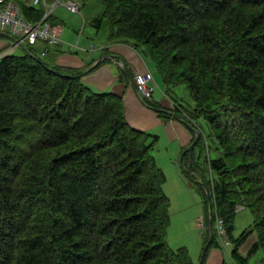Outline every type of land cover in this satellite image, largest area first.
<instances>
[{
    "label": "trees",
    "instance_id": "obj_1",
    "mask_svg": "<svg viewBox=\"0 0 264 264\" xmlns=\"http://www.w3.org/2000/svg\"><path fill=\"white\" fill-rule=\"evenodd\" d=\"M18 1L28 19L44 17L42 4ZM102 1L104 10L91 23L107 27L113 41L142 48L182 112L174 115L192 128L205 119L219 144V156L206 164L186 161L187 176L205 191L209 230L201 264L212 245L220 246L217 218L226 222L232 259L248 264L249 255L264 252V0ZM51 18L46 20L55 24ZM24 48L0 61V264H196L186 246L174 249L169 243L167 177L152 153L159 136L130 125L123 96L96 91L83 81V71L66 72L33 47ZM182 84L192 96V110L173 97V88ZM143 100L162 118H172L170 110ZM197 135L185 147L184 162L198 145L202 154L207 151L200 131ZM239 205L258 211L253 223L234 237ZM254 233L242 254L240 247Z\"/></svg>",
    "mask_w": 264,
    "mask_h": 264
},
{
    "label": "rangeland",
    "instance_id": "obj_2",
    "mask_svg": "<svg viewBox=\"0 0 264 264\" xmlns=\"http://www.w3.org/2000/svg\"><path fill=\"white\" fill-rule=\"evenodd\" d=\"M43 5L47 12L48 8L46 4L43 3ZM80 5V13H74L70 11L63 4H59L55 8V10H53L54 12L62 13L66 17L76 18L79 22H81V29L83 26L86 29V33L84 34L85 36L93 38L94 43L103 44V42L108 38L109 29L104 26L101 29H97L89 23V19L92 16L103 12L105 3L102 0H87L86 3L80 2ZM24 44L27 45V42H25ZM40 44H45V42L39 40V42L35 45L36 52L41 56ZM22 52L23 47L20 46L16 54H22ZM41 57H43L45 61H48V57H45L43 55ZM155 77L161 84V78L157 71L155 73ZM161 91L162 90L160 88H156L155 97L157 99H159L163 95ZM172 94L173 97L178 101V103H181L189 110L193 109L194 102L189 89L185 84L174 87ZM177 111L179 110L175 108L173 109V112L171 111L173 113V116H175L174 114ZM180 114L182 115L181 111H179V115ZM175 117L176 121L181 123L190 132H192L193 139L198 136L197 131H200V133L202 134V141L207 147V151L204 154H201V147L200 145H198L192 148V150L187 153L184 162L182 155L187 149L177 151L176 143L172 142L169 136L164 133L163 135H161V139H158L157 144L152 149V153L158 159L159 166L165 172L167 177L164 189L171 202V224L168 234L169 243L174 249H178L181 246H186L189 249V252L195 263L201 264L205 248L208 244L207 237L209 230L205 203V191L201 185L187 176L188 166L186 164V161L188 157V159L194 158L200 163L206 164V159L217 158L219 156V144L215 141L214 138L210 136V126L205 119L199 118L197 120V128H192L180 116ZM164 119L167 120L170 119V117H166ZM207 174V176H213V173L210 171H208ZM201 216H205L204 227H200L201 225L199 221ZM252 223L253 213L251 209L248 207L238 208L234 219V237H238L242 233V231L249 227ZM217 239L219 240L220 246L217 247L215 244L212 245L207 253L206 259L210 257L213 249L218 248L220 253L223 255L222 264H237L231 256V251L234 248V244L232 242L227 244L219 234L217 236ZM254 239L255 233L240 247V252L242 254H247V250L253 243ZM263 258L264 252L262 249H259L258 251L248 256V264H261Z\"/></svg>",
    "mask_w": 264,
    "mask_h": 264
},
{
    "label": "crops",
    "instance_id": "obj_3",
    "mask_svg": "<svg viewBox=\"0 0 264 264\" xmlns=\"http://www.w3.org/2000/svg\"><path fill=\"white\" fill-rule=\"evenodd\" d=\"M54 10L51 14V21L62 26V41L56 46L49 47L46 54L48 62L59 66L66 72L83 71V81L96 91L112 92L123 96L126 117L131 126L157 134L160 139L161 135L166 133L171 141L176 143L177 151L189 146L193 140L192 132L176 121L175 116L167 120L162 118L157 110L144 102L136 89L135 73L151 72L156 88H160L163 94L157 99L155 89L151 101L172 112L176 108L173 98L166 94L162 80L160 79L161 85L156 79L157 70L150 58L143 54L142 48L109 38L103 44L94 43L93 38L84 35L86 29L84 26L81 29V22L74 17L69 18L62 13L54 12ZM91 18L89 23L94 26L91 23ZM40 45V49L46 47V44ZM19 48L20 46H15L12 37L0 35V58L16 53ZM24 51L23 47L22 53ZM222 258L223 255L218 248H215L210 257L206 259L205 264H222Z\"/></svg>",
    "mask_w": 264,
    "mask_h": 264
},
{
    "label": "built area",
    "instance_id": "obj_4",
    "mask_svg": "<svg viewBox=\"0 0 264 264\" xmlns=\"http://www.w3.org/2000/svg\"><path fill=\"white\" fill-rule=\"evenodd\" d=\"M28 5L46 4L48 10L45 16L34 22L27 18L22 10V4L18 0H0V32H8L14 38L15 46L23 45L27 42V46H35L39 40L45 42L48 46H55L61 43L62 26L54 25L46 21V17L51 13L53 8L58 4H64L70 11L78 13L80 4L77 0H23ZM48 46L41 52L45 55ZM135 82L138 92L146 99L152 98L156 85L153 82L151 72H136ZM200 227L205 226V216L200 218ZM217 232L222 239L229 243L226 234L225 223L222 218H217Z\"/></svg>",
    "mask_w": 264,
    "mask_h": 264
},
{
    "label": "bare ground",
    "instance_id": "obj_5",
    "mask_svg": "<svg viewBox=\"0 0 264 264\" xmlns=\"http://www.w3.org/2000/svg\"><path fill=\"white\" fill-rule=\"evenodd\" d=\"M85 3H86V2H85ZM82 6H83V5H82ZM121 40H122V39H121ZM112 42H113V41H112ZM130 44H131V43H130ZM155 44H156V43H155ZM155 44H154V45H155ZM199 44H200V43H199ZM116 45H117V44H116ZM154 45H153V46H154ZM109 46H110V45H109ZM123 46H125V45H123ZM153 46H152V47H153ZM160 46H161V45H160ZM113 47H114V46H113ZM157 47H158V46H157ZM173 47H174V46H173ZM148 48H149V47H148ZM159 48H160V47H159ZM103 49H104V48H103ZM136 49H137V48H136ZM33 50H34V48H33ZM150 50H151V49H150ZM173 50H174V49H173ZM103 51H105V50H103ZM148 51H149V50H148ZM153 51H155V48L152 50V53H155V52H153ZM231 51H232V50H231ZM149 52H151V51H149ZM178 52H179V51H178ZM40 53H41V52H40ZM156 53H157V52H156ZM231 53H232V52H231ZM118 54H119V53H118ZM158 54H159V52H158ZM83 55H84V54H83ZM230 55H231V54H230ZM230 55H229V56H230ZM60 56H61V55H60ZM151 56H152V54H151ZM154 56H155V55H154ZM155 57H156V56H155ZM155 57H154V58H155ZM61 58H63V57H61ZM154 60H155V62H156V58H155ZM230 60H231V59H230ZM82 61H83V60H82ZM64 68H65V67H64ZM71 68H72V67H71ZM75 68H76V67H75ZM79 69H80V68H79ZM78 73H79V72H78ZM36 84H37V83H36ZM24 85H25V84H24ZM35 86H36V85H35ZM46 86H47V84H46ZM48 86H49V85H48ZM30 87H32V86L30 85ZM70 87H71V86H70ZM33 88H34V87H33ZM71 88H72V87H71ZM29 89H30V88H29ZM38 89H41V88L38 87ZM26 91H27V90H26ZM28 91H29V90H28ZM42 91H43V90H42ZM70 91H71V90H70ZM24 92H25V91H24ZM35 92H36V91H35ZM67 92H68V91H67ZM73 92H74V91H73ZM31 94H32V92H31ZM27 95H28V94H27ZM33 95H34V94H33ZM33 95H32V96H33ZM67 95H68V94H67ZM70 95H71V94H70ZM72 95H73V94H72ZM77 95H78V97H79V94H77ZM27 97H28V96H27ZM27 97H26V98H27ZM29 97H30V96H29ZM34 97H35V96H34ZM34 97H33V99H34ZM41 97H42V96H41ZM71 97H73V96H71ZM75 97H76V96H75ZM36 98H37V97H36ZM217 98H218V97H217ZM18 99H19V98H18ZM218 99H219V98H218ZM21 100H22V99H21ZM28 100H29V99H28ZM28 100H27V101H28ZM39 100H40V99H39ZM37 101H38V100H37ZM29 102H30V100H29ZM58 102H59V101H58ZM79 102H80V101H79ZM81 102H84V100H81ZM81 102H80V103H81ZM16 103H17V102H16ZM16 103H14V104L16 105ZM55 103H56V102H55ZM110 103H111V102H110ZM14 104H13V107H14ZM34 104H35V100H34ZM56 104H57V103H56ZM84 104H85V103H84ZM84 104H82V105H84ZM97 104H99V102H97ZM32 105H33V104H32ZM94 105H95V104H94ZM99 105H100V104H99ZM25 106H26V105H25ZM13 107H12V108H13ZM27 107H28V106H27ZM27 107H25V108H27ZM30 107H31V106H30ZM48 107H49V106H48ZM85 107H86V106H85ZM99 107H100V106H99ZM99 107H98V108H99ZM25 108H24V109H25ZM28 108H29V107H28ZM51 108H52V107H51ZM96 108H97V107H96ZM81 109H82V108H81ZM47 110H48V109H47ZM87 110H88V109H87ZM11 111H12V110H11ZM17 111H18V110H17ZM63 111H64V110H63ZM13 112H14V111H13ZM50 112H51V111H50ZM81 112H83V111H81ZM10 113H12V112H10ZM79 113H80V112H79ZM81 114H82V113H81ZM247 114H248V113H247ZM263 114H264V113H263ZM59 115H60V114H59ZM66 115H67V114H66ZM78 115H79V114H78ZM13 116H14V115H13ZM53 116H54V115H53ZM72 116H73V115H72ZM72 116H71V117H72ZM238 116H239V115H238ZM250 116H251V115H250ZM255 116H257V115H255ZM255 116H254V117H255ZM14 117L16 118L17 115L14 116ZM44 117H45V116H44ZM48 117H49V116H48ZM62 117H63V116H62ZM64 117H65V115H64ZM76 117H77V116H76ZM82 117H83V116H82ZM251 117H252V116H251ZM262 117H263V116H262ZM17 118L20 119V117H17ZM17 118H16V119H17ZM21 118H22V117H21ZM46 118H47V117H45V119H46ZM239 118H240V116H239ZM244 118H245V117H244ZM64 119L66 120V118H64ZM74 119H75V117H74ZM81 119H82V118H81ZM115 119H116V118H115ZM249 119H250V117H249ZM249 119H248V120H249ZM257 119H259V118H257ZM262 119H263V118H262ZM23 120H24L25 122H27V120H25V119H23ZM53 120H54V119H53ZM79 120H80V119H79ZM235 120H236V119H235ZM245 120H246V122H247V119H245ZM253 120H254V118H253ZM253 120H252V122H253ZM48 121H49V120H48ZM48 121H47V122L45 121V122L48 123ZM58 121H59V119H58ZM86 121H87V120H86ZM240 121H242V120H240ZM254 121H255V120H254ZM43 122H44V121H43ZM45 122H44V123H45ZM54 122H55V121H50V123H52V124H54ZM60 122H61V120H60ZM62 122H63V121H62ZM67 122H68V121H67ZM84 122H85V121H84ZM23 123H24V122H23ZM28 123H29V122H28ZM44 123H43V124H44ZM56 123H57V122H56ZM258 123H259V122H258ZM261 123H262V122H261ZM20 124H21V122H20ZM25 124H27V123H25ZM43 124H41V125H43ZM57 124H58V123H57ZM60 124H61V123H60ZM64 124H65V123H64ZM67 124H68V123H67ZM67 124H66V125H67ZM73 124H74V123H73ZM240 124H241V123H240ZM245 124H246V123H245ZM252 124H253V123H252ZM58 125H59V124H58ZM62 125H63V124H62ZM68 125H69V124H68ZM257 125H258V124H257ZM261 125L263 126V124H261ZM21 126H22V125H21ZM34 126H35V125H34ZM75 126H76V124H75ZM262 126H261V127H262ZM62 127H63V126H62ZM66 127H67V126H66ZM66 127H65V128H66ZM244 127H246V126H244ZM247 127H248V125H247ZM57 128H58V127H56V129H57ZM65 128H64V129L62 128V129H63V132H64ZM242 128H243V127H242ZM258 128H259V127H258ZM53 129H54V128H53ZM59 129H61V128H59ZM69 129H70V128H69ZM238 129H239V127H238ZM243 129H244V128H243ZM33 130H34V129H33ZM33 130H32V131H33ZM120 130H122V129H120ZM244 130H245V129H244ZM261 130H262V129H261ZM60 131H61V130H60ZM65 131H66V130H65ZM258 131H260V130H258ZM24 132H26V131H24ZM33 132H34V131H33ZM253 132H254V131H253ZM27 133H28V132H27ZM68 133H69V132H68ZM121 133H122V131H121ZM249 133H250V132H249ZM0 134H1V133H0ZM245 134H246V132H245ZM254 134H255V133H254ZM256 134H257V133H256ZM258 134H259V132H258ZM263 134H264V133H263ZM28 135H29V134H28ZM31 135H33V134L31 133ZM250 136H251V134H250ZM34 138H35V137H34ZM73 138H75V137H73ZM248 138H249V137H248ZM256 138H258V137H256ZM262 138H263V137H262ZM35 139H36V138H35ZM76 139H77V138H76ZM260 139H261V138H260ZM71 141H72V140H71ZM73 141H74V140H73ZM73 141H72V142H73ZM79 141H80V140H79ZM248 141H249V140H248ZM258 141H259V140H258ZM258 141H256V142H258ZM263 141H264V140H263ZM69 142H70V141H69ZM80 142H81V141H80ZM254 142H255V141H254ZM251 143H253V142H251ZM64 144L66 145V143H64ZM80 144H81V143H80ZM253 144H254V143H253ZM253 144H251V145H253ZM67 145H68V143H67ZM71 145H72V144H71ZM83 145H84V142H83ZM72 146H73V145H72ZM81 146H82V145H81ZM81 146H80V147H81ZM64 147H65V146H64ZM64 147H63V148H64ZM73 147H74V146H73ZM76 147H78V146H76ZM83 147H84V146H83ZM251 147H252V146H251ZM261 147H262V146H261ZM233 148L235 149V147H233ZM241 148H242V147H241ZM71 149H72V148H71ZM245 149H246V148H245ZM257 149H258V148H257ZM67 150H68V149H67ZM82 150H84V149H82ZM243 150H244V147H243ZM204 151H205V150H204ZM248 151H249V149H248ZM232 152H233V151H232ZM252 152H253V150H252ZM69 153H70V152H69ZM73 153H74V152H73ZM75 153H76V152H75ZM233 153H235V151H234ZM239 153H240V152H238V153L236 152L235 155H238ZM254 153H255V152H254ZM84 154H85V153H84ZM201 154H202V153H201ZM240 154H241V153H240ZM86 155H87V153H86ZM232 155L234 156V154H232ZM248 155H249V154H248ZM251 155H252V154H251ZM257 155H258V154H257ZM255 156H256V154H255ZM255 156H253V157H255ZM83 157H84V156H83ZM249 157H250V159H251V156H250V155H249ZM253 157H252V159H253ZM259 159H260V158H259ZM84 160H85V159H84ZM257 160H258V158H257ZM251 161H252V160H251ZM63 162H65V161H63ZM261 162H262V160H261ZM261 162H260L259 164H261ZM65 163H66V162H65ZM67 164H68V162H67ZM257 165H258V164H257ZM254 166H255V164H254ZM260 166H263V163H262V165H260ZM263 167H264V166H263ZM257 168H258V166H257ZM251 169H252V168H251ZM251 169H250V170H251ZM254 170H255V169H254ZM261 170H262V169H261ZM263 171H264V170H263ZM257 172H258V171H257ZM245 174H246V173H245ZM245 174H241V175L244 176ZM252 174H253V172H252ZM257 174H258V173H257ZM241 175H240V176H241ZM243 176H242V177H243ZM261 176H262V175H261ZM262 177H263V176H262ZM243 180H245V178H243ZM243 180H242V182H243V184H244V181H243ZM252 180H253V179H252ZM256 180H257V177H256ZM246 181H247V180H246ZM257 181H258V180H257ZM257 181H256V182H257ZM260 181H261V180H260ZM242 182H241V183H242ZM248 182H249V181H248ZM247 184H249V183H247ZM259 184H260V183H259ZM259 184H258V185H259ZM209 185H210V184H209ZM239 185H240V184H239ZM244 185H246V183H245ZM244 185H243V187H244ZM256 185H257V184H256ZM256 185H255V187H256ZM241 186H242V185H241ZM250 186H252V184H251ZM209 187H210V186H209ZM243 187L240 188V189H243ZM253 187H254V186H253ZM233 188H234V187H233ZM245 188H246V186H245ZM245 188H244V189H245ZM250 188H251V187H250ZM250 188H249V189H250ZM258 188H259V187H258ZM261 188H262V187H261ZM246 189H248V188H246ZM230 191H231V190H230ZM236 191H237V190H236ZM254 191H255V189H254ZM261 191H263V189L260 190L259 192H261ZM150 192H151V191H150ZM244 192H245V191H244ZM244 192H243V193H244ZM255 192H256V191H255ZM109 194H110V193H109ZM147 194H148V193H147ZM107 195H108V193H107ZM252 195H253V194H252ZM110 196H112V195H110ZM114 197H116V196H114ZM107 198H109V197L107 196ZM22 199H23V198H22ZM104 199H106V198H104ZM106 200H107V199H106ZM108 200H109V199H108ZM117 202H118V201H117ZM22 203H23V202H22ZM114 203H115V202H114ZM106 204H107V203H106ZM23 205H24V204H23ZM169 205H170V204H169ZM49 206H50V205H49ZM148 208H149V207H148ZM164 208H166V207H164ZM204 209H205V208H204ZM250 209H251V208H250ZM252 209H253V208H252ZM259 209H260V208H259ZM3 210H4V209H3ZM162 210H163V209H162ZM164 210H165V209H164ZM232 210H233V209H232ZM254 210H255V212L258 211V210H256V209H254ZM254 210H253V212H254ZM262 210H263V209H262ZM262 210L260 209L259 211H262ZM125 211H128V210H125ZM227 211H228V210H227ZM229 211H230V210H229ZM229 211H228V213H229ZM131 212H132V211H131ZM131 212H130V213H131ZM255 212H254L253 214H255ZM127 213H128V212H127ZM143 213H144V212H143ZM145 213H146V212H145ZM219 213H220V212H219ZM219 213H218V214H219ZM221 213H222V212H221ZM139 214H140V213H139ZM123 215H124V214H123ZM128 215H129V214H128ZM132 215H133V214H132ZM142 215H144V214H142ZM221 215H222V214H221ZM223 215H225V214H223ZM229 215H230V214H229ZM125 216H126V215H125ZM145 216H146V215H145ZM254 216H255V215H254ZM256 216H258V213H257ZM259 216H260V215H259ZM259 216H258V217H259ZM118 217H120V216H118ZM118 217H117V218H118ZM129 217H131V216H129ZM129 217H128V218H129ZM141 217H142V216H141ZM218 217H219V216H218ZM232 217H233V216H232ZM115 218H116V217H115ZM144 218H145V217H144ZM256 218H257V217H256ZM261 218H262V216H261ZM119 219H120V218H119ZM140 219H141V218H140ZM146 219H147V218H146ZM148 219H149V218H148ZM224 219H225V218H224ZM122 220H123V219H122ZM122 220H121V221H122ZM227 220H228V218H227ZM257 220H258V219H257ZM225 221H226V219H225ZM230 221H232V220H228L227 222L230 223ZM261 221H262V220H261ZM263 221H264V220H263ZM118 222H119V221H118ZM118 222H117V223H118ZM130 222H131V221H130ZM140 222H141V221H140ZM145 222H146V220H145ZM257 222H258V221H257ZM121 223H122V222H121ZM225 223H226V222H225ZM231 223L233 224V221H232ZM256 224H257V223H256ZM259 224H260V223H259ZM135 225H136V223H135ZM227 225H228V224H227ZM250 225H251V224H250ZM260 225L262 226V224H260ZM260 225H258V226H260ZM131 227H132V226H131ZM227 227H228V226H227ZM1 228H2V225H1L0 229H1ZM127 228H128V227H127ZM250 228H251V227H250ZM256 228H257V227H256ZM231 229H232V227H231ZM263 230H264V229H263ZM214 231H215V230H214ZM226 231H227V230H226ZM228 232H229V231H228ZM135 233H136V231H135ZM231 233H232V232H231ZM248 233H249V232H248ZM120 234H122V233H120ZM165 234H166V233H165ZM165 234H164V235H165ZM216 234H217V233H216ZM164 235H163V237H164ZM213 235H214V234H213ZM231 235H232V234H231ZM46 236H47V235H46ZM105 236H106V235H105ZM124 236H125V235H124ZM215 236H216V235H215ZM215 236H214V237H215ZM241 236H242V235H241ZM55 237H56V236H55ZM55 237H53V235H52V238H55ZM58 237H59V236H58ZM101 237H102V235H101ZM121 237H122V236H121ZM125 237H126V236H125ZM136 237H137V236H136ZM148 237H149V236H148ZM229 237H230V235H229ZM246 237H247V236H246ZM149 238H150V237H149ZM204 238H205V237H204ZM259 238H260V237H259ZM261 238H262V237H261ZM261 238H260V239H261ZM90 239H91V238H90ZM96 239H97V238H95V240H96ZM99 239H100V237H99ZM123 239H125V238H123ZM212 239H213V238H212ZM48 240H49V239H48ZM91 240H92V239H91ZM214 240H215V239H214ZM232 240H233V239H232ZM59 241L61 242V240H59ZM89 241H90V240H89ZM98 241H99V240H98ZM123 241H124V240H123ZM163 241H164V240H163ZM166 241H167V240H166ZM166 241H165V242H166ZM205 241H207V240H205ZM205 241H204V242H205ZM238 241H239V240H238ZM243 241H244V240H243ZM259 241H260V240H259ZM50 242H51V241H50ZM92 242H94V240H93ZM101 242H102V240L99 241V243H101ZM212 242H213V241H212ZM263 242H264V240H263ZM103 243H104V242H103ZM124 243H125V242H124ZM205 243H206V242H205ZM205 243H204V244H205ZM209 243H210V242H209ZM57 244H58V243H57ZM81 244H82V243H81ZM83 244H84V243H83ZM85 244H86V243H85ZM166 244H167V242H166ZM255 244H256V243H255ZM50 245H51V244H50ZM52 245H53V244H52ZM86 245H87V244H86ZM210 245H211V244H210ZM48 246H49V245H48ZM62 246H63V245H62ZM84 246H85V245H84ZM87 246H88V245H87ZM87 246H86L85 248H86V249H87V248L89 249V247H87ZM90 246H91V245H90ZM94 246H95V245H94ZM103 246H104V245H103ZM167 246H169V244H168ZM208 246H209V245H208ZM57 247H58V246H57ZM97 247H98V246H97ZM117 248H118V247H117ZM96 249H99V247L96 248ZM185 249H186V248H185ZM185 249H184V252H185ZM235 249H236V248H235ZM89 250H90V249H89ZM186 250H187V249H186ZM206 250H207V249H206ZM51 251H52V250H51ZM98 251H99V250H98ZM98 251H97V252H98ZM100 251H101V250H100ZM233 251H234V250H233ZM233 251H232V252H233ZM55 252H56V251H55ZM178 252H179V251H178ZM178 252H177V254H178ZM90 253L93 254L92 251H91ZM90 253H89V254H90ZM95 253H96V252H95ZM52 254H53V253H52ZM72 254H73V253H72ZM97 254H98V253H97ZM97 254H95V255L97 256ZM182 254H184V253H182ZM182 254H181V255H182ZM186 254H187V253H186ZM67 255H68V254H67ZM67 255H66V256H67ZM178 255H179V254H178ZM115 256H116V255H115ZM182 256H183V255H182ZM187 256H188V255H187ZM67 257H68V256H67ZM67 257H66V258H67ZM93 257H94V256H93ZM116 257H117V256H116ZM120 257H121V256H120ZM124 257H125V256H124ZM177 257H178V256H177ZM188 257H189V256H188ZM188 257H187L186 259H188ZM94 258H95V257H94ZM94 258H92V259H94ZM180 258H181V257H180ZM180 258H179V259H180ZM184 258H185V257H184ZM53 259H54V258H53ZM69 259H70V258H69ZM94 260H96V258H95ZM116 260H118V259H116ZM174 260H175V259H174ZM89 261H91V260H88V262H89ZM112 261H113V260H112ZM123 261H124V260H123ZM161 261H162V259H161ZM263 261H264V260H263ZM64 262H67V263H68V260H67V261H64ZM92 262H93V260H92ZM121 262H122V261H121ZM129 262L131 263L130 260H129ZM167 262H168V261H167ZM189 262H190V261H189ZM67 263H66V264H67ZM94 263H96V262L94 261ZM97 263L99 264V262H97ZM130 263H129V264H130ZM133 263L135 264V262H132V264H133ZM136 263H137V262H136ZM159 263H161V262H159ZM168 263H169V262H168ZM168 263H166V264H168ZM181 263H183V262H181ZM263 263H264V262H263ZM64 264H65V263H64ZM70 264H71V263H70ZM77 264H78V263H77ZM88 264H89V263H88ZM91 264H92V263H91ZM119 264H120V263H119ZM124 264H125V263H124Z\"/></svg>",
    "mask_w": 264,
    "mask_h": 264
},
{
    "label": "clouds",
    "instance_id": "obj_6",
    "mask_svg": "<svg viewBox=\"0 0 264 264\" xmlns=\"http://www.w3.org/2000/svg\"><path fill=\"white\" fill-rule=\"evenodd\" d=\"M49 1H52V0H49ZM63 1H66V0H63ZM77 1H78V0H77ZM78 2H79V4H80V1H78ZM50 3H51V2H50ZM41 4L43 5V3H41ZM41 4H39V5H41ZM60 4H62V3H60ZM58 5H59V4H58ZM63 5H64V4H63ZM32 6H38V5H32ZM43 6H44V5H43ZM55 7H56V6H55ZM55 7H54V8H55ZM54 8H53V9H54ZM80 8H81V5H80ZM47 10H48V9H47ZM45 11H46V9H45ZM52 12H53V10L51 11V13H50L48 16H50V15L52 14ZM46 13H47V12H46ZM46 13H45V14H46ZM74 13H75V12H74ZM78 13H80V12H78ZM44 16H45V15H44ZM46 18H47V17H46ZM46 21H47V20H46ZM48 22H50V21H48ZM50 23H51V22H50ZM54 25H59V24H54ZM60 26H61V25H60ZM12 39H14V38L12 37ZM45 44H46V43H45ZM59 44H60V43H59ZM24 45H25V44H23V45H19V46H23V47H24ZM25 46H27V45H25ZM47 46H48V45L46 44V47H47ZM55 46H56V45H55ZM27 47H30V46H27ZM46 47H43V48L41 49V52H42ZM49 47H50V46H48V51H49ZM48 51H47V52H48ZM47 52H46V54H47ZM46 54L43 55V56L46 57ZM41 56H42V54H41ZM135 74H136V73H135ZM153 82H154V80H153ZM134 83H135V86H136L135 75H134ZM154 84H155V83H154ZM136 89H137V86H136ZM155 89H156V88H155ZM139 94H140V93H139ZM140 95H141V94H140ZM141 96H142V95H141ZM152 96H153V95H152ZM142 98H143V99H146V98H144V97H142ZM151 99H152V98H150V100H151ZM175 107H176V104H175ZM197 133H198V131H197ZM240 207H243V206H240V205H239V206L237 207V209L240 208ZM216 221H217V220H216ZM215 227H216V223H215ZM216 229H217V228H216ZM229 243H230V240H229Z\"/></svg>",
    "mask_w": 264,
    "mask_h": 264
}]
</instances>
